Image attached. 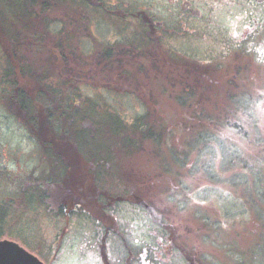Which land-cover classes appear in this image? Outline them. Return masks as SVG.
I'll return each instance as SVG.
<instances>
[{
  "label": "rangeland",
  "instance_id": "obj_1",
  "mask_svg": "<svg viewBox=\"0 0 264 264\" xmlns=\"http://www.w3.org/2000/svg\"><path fill=\"white\" fill-rule=\"evenodd\" d=\"M55 1L52 15L76 23V32L89 22L100 41L125 38L117 49L136 71L130 84L138 94L110 95L100 124L109 174L164 226L142 205L124 204L116 209L120 235L104 239L84 216L67 219L37 202L31 209L6 193L0 241L43 264H184L176 258L185 255L202 264H264V0H104L122 17L83 0ZM139 108L148 115L128 128L116 115Z\"/></svg>",
  "mask_w": 264,
  "mask_h": 264
},
{
  "label": "flooded vegetation",
  "instance_id": "obj_2",
  "mask_svg": "<svg viewBox=\"0 0 264 264\" xmlns=\"http://www.w3.org/2000/svg\"><path fill=\"white\" fill-rule=\"evenodd\" d=\"M58 3L0 0V198L7 193L8 201L20 199L31 209L37 202L65 218L84 216L103 231L104 239L120 235L116 209L124 204L140 211L142 205L164 226L155 209L109 174L108 132L100 124L109 119L110 95L137 100L138 94L130 84L136 82V71L120 58L126 51L117 49L125 38L100 41L92 37L89 22L76 32V23L69 28L52 15ZM82 3L107 15L121 13L104 0ZM141 17L134 14L131 23L140 25ZM82 28L86 33H80ZM96 55L100 69L92 58ZM94 103L101 111H86ZM116 115L128 128L148 112L139 108ZM4 184L10 190L4 192ZM176 259L200 262L186 255Z\"/></svg>",
  "mask_w": 264,
  "mask_h": 264
},
{
  "label": "water",
  "instance_id": "obj_3",
  "mask_svg": "<svg viewBox=\"0 0 264 264\" xmlns=\"http://www.w3.org/2000/svg\"><path fill=\"white\" fill-rule=\"evenodd\" d=\"M0 264H43L18 244L0 241Z\"/></svg>",
  "mask_w": 264,
  "mask_h": 264
}]
</instances>
